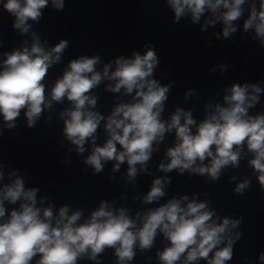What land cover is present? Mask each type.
Returning <instances> with one entry per match:
<instances>
[{
  "label": "clouds",
  "instance_id": "1",
  "mask_svg": "<svg viewBox=\"0 0 264 264\" xmlns=\"http://www.w3.org/2000/svg\"><path fill=\"white\" fill-rule=\"evenodd\" d=\"M51 3L57 10L65 6L64 0ZM167 3L175 14L174 22L190 14L192 22L197 23L210 11L213 19L206 23L222 21L223 37L229 38L237 31L234 22L242 17L246 0ZM48 4L49 0H0L3 11L14 17L12 27L20 35L32 37L30 46L25 41L21 49L4 53L6 58L0 63V117L8 129L16 127L22 111L28 127H33L45 109L51 110L54 103L63 104L66 100L69 107L59 114L64 136L76 146L78 154H83L85 144L92 142L84 163L96 174L104 170L108 161H115L112 172L127 163V181L134 182L138 171L147 172V163L157 150L154 145L174 131V144L165 152L168 162H161L159 171L176 170L180 175L188 172L216 181L225 168L239 167L246 147L252 154L248 163L264 191V113L249 114L264 92L259 83L233 84L223 97V105H205L206 115L199 123L191 110L179 107L165 121L162 113L171 85H161L153 78L159 61L155 50L149 47L143 55L137 52L132 58L118 57L114 70L109 63L102 72L96 69L99 55H82L68 63L49 91L45 83L49 69L61 61L69 42L62 39L46 48L40 37L31 32L32 24L39 23ZM243 29L254 30V39L258 38L264 46V0H252ZM225 69L221 65V71ZM105 79L113 82L106 91L120 93L123 89V94L131 97L128 102L116 104L107 117L94 110L98 97L92 94ZM190 95L192 90L185 93V98ZM101 122L107 133L102 146L96 145ZM4 175L0 170V180ZM10 175L15 179L0 186V264H78L85 257L100 264L99 256L106 249H114L117 264H129L137 248L142 252L151 250L160 234L168 241L157 252L160 264H196L201 260L206 264H226L233 259L234 245L243 235L233 231L239 228L242 218L221 219L210 209L209 201H198L195 195L192 199L187 195L173 197L160 204L171 183L167 176L154 179L142 197L143 204L156 207L137 211L133 216L129 209L101 201L90 216L83 218L82 210L70 212L68 205L55 212L52 204L44 207L47 197H42L38 206L39 189H26L23 178L15 171ZM235 180L236 176H232L231 181ZM250 186L251 180L246 178L236 184L234 194L243 196ZM5 202L18 207L9 211ZM258 259L264 264V252Z\"/></svg>",
  "mask_w": 264,
  "mask_h": 264
}]
</instances>
